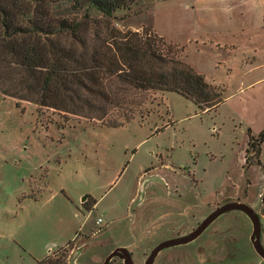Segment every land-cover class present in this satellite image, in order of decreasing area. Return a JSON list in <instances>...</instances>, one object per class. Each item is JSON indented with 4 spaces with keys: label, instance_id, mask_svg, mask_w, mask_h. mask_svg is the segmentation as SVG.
<instances>
[{
    "label": "rangeland",
    "instance_id": "374dc122",
    "mask_svg": "<svg viewBox=\"0 0 264 264\" xmlns=\"http://www.w3.org/2000/svg\"><path fill=\"white\" fill-rule=\"evenodd\" d=\"M115 17L118 30L162 38L180 63L221 88L222 103L202 112L169 92L148 106L149 116L110 129L17 107L0 94V264H68L81 244L76 264H102L118 247L141 264V254L232 200L264 227V141L247 156L264 132V0H140ZM251 230L243 213L228 212L162 255L212 264L210 243L222 241L221 264H264Z\"/></svg>",
    "mask_w": 264,
    "mask_h": 264
},
{
    "label": "trees",
    "instance_id": "16d2710c",
    "mask_svg": "<svg viewBox=\"0 0 264 264\" xmlns=\"http://www.w3.org/2000/svg\"><path fill=\"white\" fill-rule=\"evenodd\" d=\"M139 1L0 0V94L17 107L25 102L110 129L149 116L148 106L169 92L202 112L217 108L221 88L180 63L162 38L115 27V13ZM263 141L264 132L251 141L249 159Z\"/></svg>",
    "mask_w": 264,
    "mask_h": 264
},
{
    "label": "water",
    "instance_id": "95a60500",
    "mask_svg": "<svg viewBox=\"0 0 264 264\" xmlns=\"http://www.w3.org/2000/svg\"><path fill=\"white\" fill-rule=\"evenodd\" d=\"M85 200L86 198H84L82 202H85ZM233 211H238L243 213L250 220L252 224V230L250 234L251 246L254 252L264 261V246L261 240L262 232H261L260 218L251 207L241 203L240 201H234V202H226L223 205L219 206L217 209H215L213 212L208 214L207 217H205L203 221L186 236L169 239L156 245L154 248L150 250L147 258L141 264H153L156 258L163 251L172 247L186 245L194 241L217 218H219L223 214ZM84 245L85 244H81V248H77V250L71 254L68 264H76V259L78 257V254L82 251ZM116 258L120 259L123 264H139L138 262L136 263L135 261H133L131 251L125 247L115 248L104 258L102 264H111Z\"/></svg>",
    "mask_w": 264,
    "mask_h": 264
},
{
    "label": "flooded vegetation",
    "instance_id": "af4514ba",
    "mask_svg": "<svg viewBox=\"0 0 264 264\" xmlns=\"http://www.w3.org/2000/svg\"><path fill=\"white\" fill-rule=\"evenodd\" d=\"M228 202H234V200H232V201H228ZM224 203H226V202H224ZM222 205V204H221ZM84 206H88V203H84ZM220 206V205H219ZM215 208H213V209H210V212L208 213V214H210L211 212H213L215 209H217L218 208V205H215L214 206ZM207 214V215H208ZM247 218V217H246ZM204 219V218H203ZM203 219H201L197 224H196V226L195 227H191L188 231H186L185 233H182V231H178V232H176L172 237H170L169 239H174V238H178V237H182V236H186L187 234H189L191 231H193L202 221H203ZM218 219V218H217ZM216 219V220H217ZM215 220V221H216ZM247 220L250 222V220L247 218ZM214 221V222H215ZM213 222V223H214ZM212 223V224H213ZM212 224H210L209 226H208V228L212 225ZM250 224H251V222H250ZM260 224H261V232H262V236H263V234H264V227H263V224L261 223V220H260ZM251 229H252V224H251ZM207 230V229H206ZM205 232V231H204ZM203 232V233H204ZM202 233V234H203ZM201 234V235H202ZM200 235V236H201ZM199 236V237H200ZM221 236V235H220ZM262 236H261V240H262V243H263V238H262ZM198 237V238H199ZM197 239V238H196ZM195 239V240H196ZM194 240V241H195ZM166 241V240H165ZM210 241V240H209ZM193 242V241H192ZM191 243V242H190ZM209 243V242H208ZM189 244V243H188ZM187 245V244H186ZM180 246H183V245H180ZM210 246H211V248H210V250H209V252L207 253V255H206V260L205 261H212L211 263L212 264H221L222 263V261L225 259V256H226V252L224 251L225 249H226V247H225V243H223L222 241H216L215 243H210ZM263 246H264V243H263ZM177 247V246H176ZM173 248V247H172ZM164 252V251H163ZM163 252L156 258V259H158V258H162V261L163 262H161V264H174V262L176 261V258H177V256H171L170 254H168V255H166V257H164L163 258ZM131 255H132V259H133V261H135V259H134V254L131 252ZM143 255L145 256L143 259H142V262H144L145 261V259L147 258V256H148V254H141V256L140 257H143ZM116 259H118V258H116ZM115 260V259H114ZM121 263H122V261L120 260V259H118ZM205 261H203V262H205ZM136 262H138V260L136 261ZM123 264V263H122ZM205 264H207V262H205Z\"/></svg>",
    "mask_w": 264,
    "mask_h": 264
},
{
    "label": "crops",
    "instance_id": "0c3cea01",
    "mask_svg": "<svg viewBox=\"0 0 264 264\" xmlns=\"http://www.w3.org/2000/svg\"><path fill=\"white\" fill-rule=\"evenodd\" d=\"M244 7V6H243ZM263 21H264V19H263ZM251 28V27H250ZM251 33H247L248 34V36H250L249 37V40L248 41H250L251 40V42H253L255 39H256V37H257V34L252 30V28H251ZM240 32H244V29H241L240 30ZM199 42V41H198ZM198 42H196V43H198ZM213 42L212 41H210V44H212ZM203 44L204 45H207L205 42H203ZM217 46L218 47H221V46H223L222 44H217ZM223 47H226V45H224ZM252 51L254 52V53H256V51L254 50V49H252ZM213 85V84H212ZM215 86V85H214ZM87 208V210H88V212H91L92 210H94V208H95V203L94 202H92V203H90V204H88V206L86 207ZM91 208V210H89ZM96 224H97V222H96ZM95 224V225H96ZM98 225V224H97ZM73 242V241H72Z\"/></svg>",
    "mask_w": 264,
    "mask_h": 264
},
{
    "label": "built area",
    "instance_id": "2783aa9c",
    "mask_svg": "<svg viewBox=\"0 0 264 264\" xmlns=\"http://www.w3.org/2000/svg\"><path fill=\"white\" fill-rule=\"evenodd\" d=\"M100 223H101V220H100V219H98V220H97V224L99 225Z\"/></svg>",
    "mask_w": 264,
    "mask_h": 264
}]
</instances>
